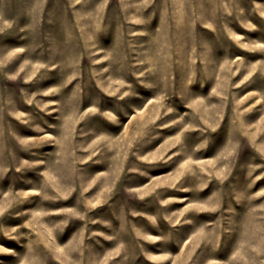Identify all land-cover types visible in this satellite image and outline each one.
I'll use <instances>...</instances> for the list:
<instances>
[{"label":"rangeland","instance_id":"1","mask_svg":"<svg viewBox=\"0 0 264 264\" xmlns=\"http://www.w3.org/2000/svg\"><path fill=\"white\" fill-rule=\"evenodd\" d=\"M0 264H264V0H0Z\"/></svg>","mask_w":264,"mask_h":264}]
</instances>
